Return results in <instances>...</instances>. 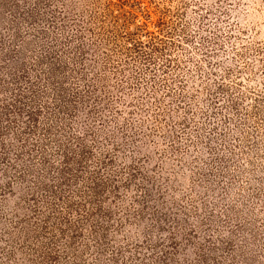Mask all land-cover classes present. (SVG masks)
Instances as JSON below:
<instances>
[{
  "label": "rangeland",
  "instance_id": "374dc122",
  "mask_svg": "<svg viewBox=\"0 0 264 264\" xmlns=\"http://www.w3.org/2000/svg\"><path fill=\"white\" fill-rule=\"evenodd\" d=\"M0 264H264V0H0Z\"/></svg>",
  "mask_w": 264,
  "mask_h": 264
}]
</instances>
